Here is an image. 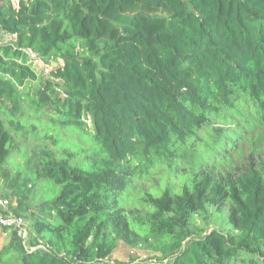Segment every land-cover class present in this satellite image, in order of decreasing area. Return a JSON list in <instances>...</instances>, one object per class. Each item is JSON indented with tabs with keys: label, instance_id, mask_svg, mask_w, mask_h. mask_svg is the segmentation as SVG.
<instances>
[{
	"label": "trees",
	"instance_id": "obj_1",
	"mask_svg": "<svg viewBox=\"0 0 264 264\" xmlns=\"http://www.w3.org/2000/svg\"><path fill=\"white\" fill-rule=\"evenodd\" d=\"M0 33L15 37L0 44V189L39 245L4 227L0 264H120L121 242L150 264H263L264 169L213 185L233 235L190 239L208 179L150 195L147 219L127 207L212 117L243 99L264 113V0H1ZM30 52L62 64L43 76ZM55 118L76 141L52 134Z\"/></svg>",
	"mask_w": 264,
	"mask_h": 264
},
{
	"label": "rangeland",
	"instance_id": "obj_2",
	"mask_svg": "<svg viewBox=\"0 0 264 264\" xmlns=\"http://www.w3.org/2000/svg\"><path fill=\"white\" fill-rule=\"evenodd\" d=\"M8 41L0 37V43ZM59 64L61 65L62 62L54 61L47 64L40 60L39 68L42 70V75L46 76L45 69L55 68ZM244 101L245 99L237 103V110L212 117L210 123L198 132V138H194L190 145L180 149L171 161L161 162L149 172L148 176L136 181L132 188L133 193L131 192L133 198L127 207V211H132L131 218L132 215L137 220L149 217L151 210L149 204L144 201L150 195L160 197L167 189L174 194H180L185 186L193 187L199 181L208 179L204 208L188 219L190 239L204 236L205 232L209 233L213 230H219L228 236L236 234L234 226L230 223L234 207L228 199H220L214 194L213 185L218 182L225 183L229 176H236L239 171H244L250 166H254L259 172L264 169V113L253 111L251 106L244 108ZM35 120L37 121V118ZM47 120L48 117H44L43 124ZM55 123L56 130L52 132L54 136L58 135L68 143L72 139L77 140L79 136L77 132L61 127L57 118ZM31 124L36 122L33 121ZM38 138L39 135L30 136L34 141ZM25 154L26 151H23L22 156ZM27 154L30 156V151H27ZM14 160L15 157L12 158V166L24 167V163H14ZM10 191L8 187L0 189V199H7L9 196L6 193ZM25 228L28 232L26 248L36 250L39 245L31 243V226L28 221H25ZM9 241L10 236L4 233L0 226V249ZM154 257L155 254L145 245L130 246L121 242L110 261L120 264H150L154 262L152 260Z\"/></svg>",
	"mask_w": 264,
	"mask_h": 264
},
{
	"label": "built area",
	"instance_id": "obj_3",
	"mask_svg": "<svg viewBox=\"0 0 264 264\" xmlns=\"http://www.w3.org/2000/svg\"><path fill=\"white\" fill-rule=\"evenodd\" d=\"M1 1V0H0ZM16 2V0H13ZM31 59L33 60V63L37 69V71L42 72L40 70L39 65H40V59L33 53L30 52ZM42 61V60H41ZM49 68L45 69L44 72L45 74H48ZM9 199H0V209H1V214H0V226L2 228L6 227L9 228L10 230L16 231L17 235L22 239L23 244L25 245V242L28 237V232L25 228V220L23 217L16 216L13 214V212L10 211L9 206L12 203V201ZM28 252H32L34 250H29L27 248Z\"/></svg>",
	"mask_w": 264,
	"mask_h": 264
},
{
	"label": "crops",
	"instance_id": "obj_4",
	"mask_svg": "<svg viewBox=\"0 0 264 264\" xmlns=\"http://www.w3.org/2000/svg\"><path fill=\"white\" fill-rule=\"evenodd\" d=\"M0 37L1 38H6V39H8L9 41L8 42H10V41H12V40H15V37H13V36H9V35H7V34H5V33H0ZM0 44H2V43H0Z\"/></svg>",
	"mask_w": 264,
	"mask_h": 264
},
{
	"label": "water",
	"instance_id": "obj_5",
	"mask_svg": "<svg viewBox=\"0 0 264 264\" xmlns=\"http://www.w3.org/2000/svg\"><path fill=\"white\" fill-rule=\"evenodd\" d=\"M263 264H264V259H263Z\"/></svg>",
	"mask_w": 264,
	"mask_h": 264
}]
</instances>
